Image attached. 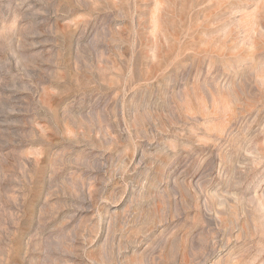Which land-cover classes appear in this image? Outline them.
Here are the masks:
<instances>
[{
  "label": "rangeland",
  "instance_id": "rangeland-1",
  "mask_svg": "<svg viewBox=\"0 0 264 264\" xmlns=\"http://www.w3.org/2000/svg\"><path fill=\"white\" fill-rule=\"evenodd\" d=\"M0 264H264V0H0Z\"/></svg>",
  "mask_w": 264,
  "mask_h": 264
}]
</instances>
